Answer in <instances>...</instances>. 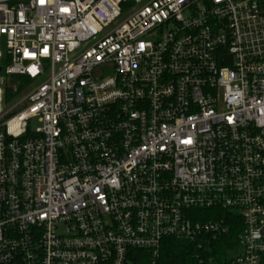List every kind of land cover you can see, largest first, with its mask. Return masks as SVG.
<instances>
[{
    "label": "built area",
    "instance_id": "obj_1",
    "mask_svg": "<svg viewBox=\"0 0 264 264\" xmlns=\"http://www.w3.org/2000/svg\"><path fill=\"white\" fill-rule=\"evenodd\" d=\"M0 66V264H161L214 208L199 264H264V0H0Z\"/></svg>",
    "mask_w": 264,
    "mask_h": 264
},
{
    "label": "trees",
    "instance_id": "obj_2",
    "mask_svg": "<svg viewBox=\"0 0 264 264\" xmlns=\"http://www.w3.org/2000/svg\"><path fill=\"white\" fill-rule=\"evenodd\" d=\"M1 65L5 67L2 60ZM29 83V79L24 75L5 76L3 83V95L5 102H9L22 94ZM202 219H226L231 225L230 232L220 234L216 238L208 239L199 247L196 243L166 238L161 247V264H199V258L204 262L209 260L221 261L228 250L238 245V235L241 231V221L238 216L228 211L220 209H198L196 211ZM132 255L136 259V264H148L149 253L143 250L133 251Z\"/></svg>",
    "mask_w": 264,
    "mask_h": 264
},
{
    "label": "rangeland",
    "instance_id": "obj_3",
    "mask_svg": "<svg viewBox=\"0 0 264 264\" xmlns=\"http://www.w3.org/2000/svg\"><path fill=\"white\" fill-rule=\"evenodd\" d=\"M4 104V109L7 110L8 106H10V103H3ZM40 125V122L38 121V119H34L31 121L30 123V127L31 130H35L38 126ZM241 247L240 245L235 246L234 248H231L230 250H228L226 255H233L236 254L237 251H240Z\"/></svg>",
    "mask_w": 264,
    "mask_h": 264
},
{
    "label": "water",
    "instance_id": "obj_4",
    "mask_svg": "<svg viewBox=\"0 0 264 264\" xmlns=\"http://www.w3.org/2000/svg\"><path fill=\"white\" fill-rule=\"evenodd\" d=\"M2 70H3V68H2V66H0V73L2 72Z\"/></svg>",
    "mask_w": 264,
    "mask_h": 264
}]
</instances>
